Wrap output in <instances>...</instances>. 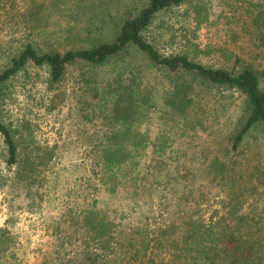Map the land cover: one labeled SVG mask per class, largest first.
Masks as SVG:
<instances>
[{
	"label": "rangeland",
	"instance_id": "374dc122",
	"mask_svg": "<svg viewBox=\"0 0 264 264\" xmlns=\"http://www.w3.org/2000/svg\"><path fill=\"white\" fill-rule=\"evenodd\" d=\"M144 1L89 2L84 21L95 13L102 19L100 14L106 11V7L112 12L111 17L107 15L104 22L100 21L102 32L91 34V38L113 39L120 23L130 17H125V14H135ZM55 4L53 0H0V64H5L11 54L27 43H33L42 53L62 52L75 45L76 12L64 10L63 14L58 13ZM194 5L198 6L197 9L188 4L159 16L148 32L147 39L162 55L185 51L193 55L191 51L195 50L199 54L196 56L198 61L215 68H233L235 56L241 58L238 69L251 63L260 64L263 46L249 12L261 13L259 10H263L264 0H201ZM59 9L66 7L60 5ZM198 13L202 22L197 19ZM88 34L84 31L80 38L85 39ZM193 45L196 49L192 48ZM138 59V55L127 52L103 66H75L57 84H52L47 68L29 65L10 84L5 98L6 121L21 127L19 143L22 157L35 164L43 157L46 166L39 165L45 182L36 192L38 204L34 208L29 207V197L28 200L15 196L8 184L1 186L0 180V229L7 230L10 244L5 256H0V264H80L78 258L83 251H97L99 248L89 240L81 226L84 215L94 207L95 201H98V207L108 211L117 225L116 235L118 231L145 226L144 214L149 209L148 205L138 206L123 190L115 189V182L112 184L108 180L106 184L101 181L103 185L98 181V190L94 191L89 182L93 183L97 178L87 156L79 153L89 150L93 140L100 147L115 145V139H112L126 130V123L138 132L139 121V129L152 141L165 137L169 151L174 150L176 154L175 157L173 152L169 154L170 165L177 164L175 160L181 157L201 173L208 164L206 162L218 152L217 145L221 144V139L214 143L206 133L188 130L171 119L159 118V100L170 89V79L164 73L149 70L147 63ZM184 79L191 85L197 83L186 75ZM138 89L156 97V102L152 101L150 106L146 103L148 114L142 117H138V112H126L130 101L127 99L131 95L138 99ZM223 97H213L214 102L216 98L213 107L220 108L217 125L224 127L222 134L225 135L237 123L239 102L236 96ZM124 115L132 116L123 119ZM86 116L91 120L87 121L89 117ZM24 120L30 123L27 124L31 125L30 128L21 126ZM78 138L85 143L75 144ZM258 140L259 137L257 140L254 137L248 139V150L244 149L241 161L245 163L246 157L251 161L261 158L263 146ZM2 153L0 136V176L9 179L13 177L14 170L6 169ZM125 180L123 183H127ZM206 183L201 178L199 184ZM203 188L208 199L203 205V213L209 220L214 210H220L219 198L212 196L217 191L215 188ZM255 207L257 209L251 208L250 211L261 214L254 216L264 227V205L260 202L259 208ZM154 215L149 227L161 220L157 214ZM120 238L116 236L113 242L114 252L103 255L109 264H133L131 255L119 246ZM178 255L182 254H161L155 260L165 264H185L184 257Z\"/></svg>",
	"mask_w": 264,
	"mask_h": 264
},
{
	"label": "trees",
	"instance_id": "16d2710c",
	"mask_svg": "<svg viewBox=\"0 0 264 264\" xmlns=\"http://www.w3.org/2000/svg\"><path fill=\"white\" fill-rule=\"evenodd\" d=\"M91 1L53 0L57 3L54 7L57 6L58 13L63 14L64 10L76 12L73 29L77 33L76 42L71 48L62 52L42 53L33 43H27L11 54L5 64H0L2 158L6 169L14 170L13 177L9 179L0 176L1 186L6 187L8 184L15 196L23 199L29 197V207L34 208L38 204L36 192L45 182L43 171L39 169L41 164L46 166L43 157L36 164L23 158L19 143L21 127L6 121V90L17 76L29 65H34L47 68L52 84H57L75 66H103L114 58L133 52L138 55V60L147 63L149 70H157L170 79V89L159 100V118L171 119L175 123L179 122L183 128L206 133L214 143L216 139L222 141L219 140L221 144L217 145L218 152L206 162L208 164L201 173L193 164L182 161L181 157L175 160L177 164L170 165L169 154L173 152V157L176 154L174 150L169 151L167 139L161 136L152 141L139 129V121L138 132L126 123V130L112 139H115V145L100 147L93 140L89 150L80 151L81 156H87L97 178L93 183L89 182L94 191L98 190V181L101 185V181L105 184L106 180L112 184L115 182V189L123 190L138 206L149 207L144 214V227L118 231L116 235L117 225L108 211L98 207V201H95L94 207L84 215L81 226L89 240L99 248L97 251H83L78 258L80 264H109L103 253L114 252L116 236L121 237L122 244H118L131 255L133 264H165L156 261L155 257L169 253L176 256L182 254L178 256L184 257L185 264H263L264 227L254 216L258 213L250 209H257L256 205L259 208L260 202L264 205V7L259 10L261 13L249 12L253 26L259 32L257 38L263 46L259 56L262 61L259 65L251 63L238 69L241 58L235 56L236 63L230 69L201 63L197 60L199 54L195 50L191 51L193 55L187 51L162 55L147 39L148 32L159 16L188 4H193L194 9H197L194 3L201 0H145L135 14H125V17H130L120 23L117 34L109 41L91 38V34L102 32L100 21L104 22L107 15L112 16L110 8L106 7L104 13L99 11L102 19L95 13L84 21L83 15H86L87 4ZM60 5L66 9H59ZM200 15L198 13L197 19L202 22ZM84 31L89 34L82 39L80 34ZM192 48L196 49V46ZM184 75L195 79L197 83L189 84ZM216 95H223V98L236 96L239 102L237 123L225 135L222 134L224 127L217 125L220 108L213 107L216 102L213 97ZM127 101L126 112H138V117H142L148 114L146 103L150 106L152 101L156 102V97L155 94L150 95L146 90L138 89V99L131 95ZM131 116L124 115L122 118L130 119ZM86 117H89L87 121L91 120L90 116ZM20 124L27 128L31 126L25 120ZM252 137L256 140L259 137L263 154L260 159L252 161L246 157L244 163L241 155L244 149L248 150L246 145ZM82 142L85 143L78 138L74 143ZM56 149H53L55 154ZM201 178L207 183L199 184ZM123 180L127 183H123ZM203 186L215 188L217 191L212 196L219 198L220 210H214L209 220L203 213V205L208 202ZM154 214L161 220L149 227L151 217L155 218ZM7 234L6 229H0L2 257L10 249Z\"/></svg>",
	"mask_w": 264,
	"mask_h": 264
}]
</instances>
